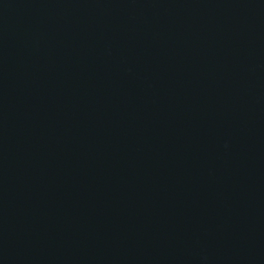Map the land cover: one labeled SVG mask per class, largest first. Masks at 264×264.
<instances>
[{"label":"water","instance_id":"water-1","mask_svg":"<svg viewBox=\"0 0 264 264\" xmlns=\"http://www.w3.org/2000/svg\"><path fill=\"white\" fill-rule=\"evenodd\" d=\"M0 149L103 264H264V0H0Z\"/></svg>","mask_w":264,"mask_h":264}]
</instances>
